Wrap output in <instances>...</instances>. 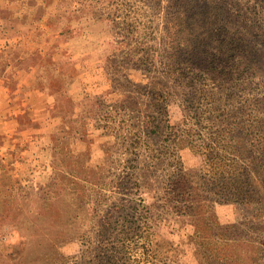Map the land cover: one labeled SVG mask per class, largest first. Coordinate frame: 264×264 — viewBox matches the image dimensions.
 Masks as SVG:
<instances>
[{
	"label": "rangeland",
	"instance_id": "374dc122",
	"mask_svg": "<svg viewBox=\"0 0 264 264\" xmlns=\"http://www.w3.org/2000/svg\"><path fill=\"white\" fill-rule=\"evenodd\" d=\"M5 46L55 128L0 155V264H264V0H0Z\"/></svg>",
	"mask_w": 264,
	"mask_h": 264
},
{
	"label": "crops",
	"instance_id": "0c3cea01",
	"mask_svg": "<svg viewBox=\"0 0 264 264\" xmlns=\"http://www.w3.org/2000/svg\"><path fill=\"white\" fill-rule=\"evenodd\" d=\"M7 33H9L10 35H7L4 39L1 40H3L4 42H8L14 38V42H18L16 36L20 35H15L13 30L11 29H8ZM4 48V50H0V155L5 156L4 154H10L9 156L13 157L14 150L17 153L19 150H22L21 153H27V155H30L28 157L30 159L34 160L38 157L41 158L40 161L35 162L37 164L39 162V167L43 170L49 171L50 165L48 161H46L45 156H42L41 153L44 154L46 153V151H48V139H50V134L51 132H54L53 130L55 127H50L49 129H41L40 121L42 120L39 119V116H37L35 113L34 107L36 108V104L35 102H33L32 96L36 95V89L34 87V79L30 81V75L35 74V69L32 72H30V70L23 71L25 69L24 66L22 67V69H20V65L23 62L21 60L23 59V55L18 56L15 49H10V47L5 46ZM6 48L8 49L6 50ZM28 51L29 50L25 52L27 53ZM77 69L80 70V67H77ZM22 73H25L28 76L29 80L20 81L18 77L19 74ZM78 73V78L75 81H71L70 84L65 87L66 89H71V86L74 85L76 87V90L82 89L84 87L81 84L83 80V73L80 71ZM62 88H64V86ZM19 101L20 104H18ZM77 105L78 103L76 101V107ZM27 112H32V115H29ZM24 114H26V120L28 121L27 125L24 127L22 124H20V126L23 127L21 128L18 126V123H20V117ZM77 119L78 113L76 108L75 110L73 109V112L71 110L70 114L66 111H58V113L56 114H49L47 115V117H44V121L47 120L49 122L55 121L63 123L65 127L63 130L65 131H67L69 128L67 124L69 123V120L74 121ZM26 132L28 133V135H33V142L29 144V147L27 148H25L26 144L24 143V140H22V138L26 137ZM21 144L23 146H21ZM10 160H15L14 163H16L15 156Z\"/></svg>",
	"mask_w": 264,
	"mask_h": 264
},
{
	"label": "trees",
	"instance_id": "16d2710c",
	"mask_svg": "<svg viewBox=\"0 0 264 264\" xmlns=\"http://www.w3.org/2000/svg\"><path fill=\"white\" fill-rule=\"evenodd\" d=\"M8 22H9V21L6 20V23H5V24H7ZM15 25H17V23H16V24L14 23V27H15ZM11 26H13V25H11ZM9 29H10V27H9Z\"/></svg>",
	"mask_w": 264,
	"mask_h": 264
}]
</instances>
